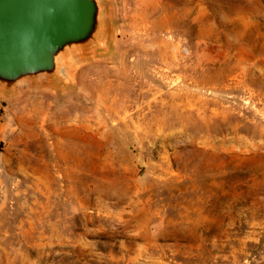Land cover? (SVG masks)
I'll return each instance as SVG.
<instances>
[{
    "label": "rangeland",
    "instance_id": "374dc122",
    "mask_svg": "<svg viewBox=\"0 0 264 264\" xmlns=\"http://www.w3.org/2000/svg\"><path fill=\"white\" fill-rule=\"evenodd\" d=\"M106 3L0 90V264H264V0Z\"/></svg>",
    "mask_w": 264,
    "mask_h": 264
},
{
    "label": "water",
    "instance_id": "95a60500",
    "mask_svg": "<svg viewBox=\"0 0 264 264\" xmlns=\"http://www.w3.org/2000/svg\"><path fill=\"white\" fill-rule=\"evenodd\" d=\"M106 0H0V90L59 83L64 64L97 49Z\"/></svg>",
    "mask_w": 264,
    "mask_h": 264
}]
</instances>
